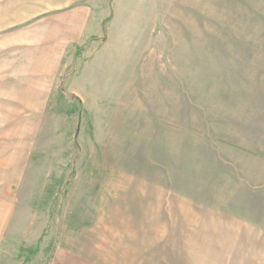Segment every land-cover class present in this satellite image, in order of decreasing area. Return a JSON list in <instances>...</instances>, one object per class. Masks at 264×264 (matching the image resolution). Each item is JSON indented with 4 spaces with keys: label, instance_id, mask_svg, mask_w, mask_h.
Here are the masks:
<instances>
[{
    "label": "rangeland",
    "instance_id": "obj_1",
    "mask_svg": "<svg viewBox=\"0 0 264 264\" xmlns=\"http://www.w3.org/2000/svg\"><path fill=\"white\" fill-rule=\"evenodd\" d=\"M78 9L87 14L86 34L67 17ZM147 43L186 45L177 69L187 83L177 84V90L183 85L192 90L186 100L190 130L175 133V146L169 148L176 158L169 164L176 173L175 204L162 205L164 219L143 228L144 235L135 219H125L128 244H121L123 258L115 260L109 249L114 236L105 225L110 218L119 220L118 212L96 209L98 187L86 184L89 175L101 180L109 167L98 161L103 148L95 146L94 129L103 123L97 109L110 103L114 108L115 99L96 101L91 112L87 100L66 96L71 77L65 81L63 73L82 50L74 59L76 70L87 72L89 65L96 77L104 58L99 85L123 90L128 82L121 68L127 63L122 65L120 49L130 45L135 57ZM6 94L13 99L8 110L1 109ZM227 152L264 158V0H0V201L27 179L30 193L21 197L31 203L0 211V264H47L57 229L64 243L76 240L80 254L94 251L99 257L63 254L54 264H238L241 251L233 259L230 232L216 236L215 224L228 225L247 211L231 194L198 185L215 165L214 156ZM121 166L132 164H112L111 170ZM222 169L231 173L230 164ZM73 175L79 185L71 188ZM184 177L191 181L186 195L178 186ZM216 198L224 209H206L217 206ZM27 229L38 241L31 248Z\"/></svg>",
    "mask_w": 264,
    "mask_h": 264
},
{
    "label": "crops",
    "instance_id": "obj_2",
    "mask_svg": "<svg viewBox=\"0 0 264 264\" xmlns=\"http://www.w3.org/2000/svg\"><path fill=\"white\" fill-rule=\"evenodd\" d=\"M76 11L79 13L78 19L75 16ZM67 17H71L73 26L79 27L80 35L86 34L87 14H85V9L73 10L67 14ZM89 38L85 40L86 44ZM103 43L101 41V44ZM185 46L184 44L147 43L140 48L135 57L134 49L130 45L121 48L120 51L125 53L122 55L123 58L120 56L122 65L125 60L127 63L121 69H123V74L127 75L125 80L128 82L124 85L123 90H119L117 87L108 90L107 87L99 85L102 78L100 73H103L106 68L104 58L98 61L103 68L96 77L89 65L87 72L83 70V67H80V64L77 65V68L80 67L79 70H76L79 59L75 62V54L71 58L70 66L63 73V76H66L65 81L71 77L66 96L77 95L87 100L84 102L89 111L92 112L96 101L99 104L101 100L115 99L114 108L110 103V107L107 109L102 111L97 109V113L103 116V120L101 119L103 123L94 129L95 146L103 148L98 161H104L109 167L103 173V177L99 178L101 180L94 181V177L91 175L86 177L88 188L98 187L95 208L118 212L116 218L119 220L110 218L111 220H107L105 225L109 234L114 236L113 243L111 242L109 248L113 252L111 259L122 260L123 255L120 249L125 248H121V244H128V240H126L128 224L125 219H135L134 224L139 228V235H144L143 228L158 226V221L164 219L160 216V212L164 210L162 205L170 202L175 204L176 202V173L174 168L169 165L170 163L175 164L176 158L174 152L169 148L173 149L175 146V133L182 131L185 134L190 130L191 120V108L190 104L186 105V100L192 98V90L186 89L185 85H183V89L177 90V84L187 83L186 76L177 69V64L183 61ZM73 62H75V68L69 76ZM98 63L95 62V64ZM6 82L8 83L9 80ZM176 100H182L180 107L176 106ZM12 103L13 99L9 94L3 95L1 109L8 110ZM107 111L109 117L106 115ZM117 117L119 118L118 122ZM210 157V162L213 163V156ZM117 163H130L132 166H126V168L121 166L117 170H111L112 164ZM214 164L210 167L209 174L204 178L201 175L199 187L209 189L214 186L216 190L220 189L215 192L217 195L231 194L234 203H240L242 211H247L245 217H234L228 225H225L223 221L217 222L219 224H215L216 236H223L224 233L229 234L230 232L231 241L234 244L233 259H236V252L241 251L238 264H264V204H261L264 202V158H257L252 153L240 155L227 152L226 155L216 154ZM224 164L231 165L230 174L224 173L225 169H222ZM152 166L153 169H151ZM74 175V185L72 184L71 188L79 185L78 176L74 177ZM26 181L27 179L23 181V187L17 192L15 188L8 189V199L0 201V211H4L5 208L10 211L16 206L26 208V205L31 204L27 198L21 197V195L27 197V194L30 193L25 184ZM86 184L84 183V185ZM178 186L184 189L183 195L189 194L187 189H191V181L184 177L183 182ZM63 187L64 184L61 190ZM13 193L20 197H15L12 195ZM205 193L213 192L206 191ZM218 200L219 198H216L212 203L217 205L220 203ZM205 208L215 212L224 209L221 204ZM253 211L259 213L255 214ZM11 217L12 214L8 213V218L11 219ZM2 225L3 222L0 221V228L3 227ZM96 229H92L91 233L95 234ZM31 231L27 229V236H29L27 247L29 248L38 242L31 239ZM35 233L39 238L41 231ZM55 240L56 249L52 254L50 264H54L58 259L61 260L63 254H67L65 257L70 259L97 260L99 257L94 251L80 254L76 240H70L69 244L64 243V240H61V229L56 230ZM217 241H222V239L219 238ZM140 242L143 241L140 240ZM64 247H68V249H64Z\"/></svg>",
    "mask_w": 264,
    "mask_h": 264
},
{
    "label": "trees",
    "instance_id": "obj_3",
    "mask_svg": "<svg viewBox=\"0 0 264 264\" xmlns=\"http://www.w3.org/2000/svg\"><path fill=\"white\" fill-rule=\"evenodd\" d=\"M81 51H82V50H79V51L75 54L74 59H77L78 57H80V52H81ZM73 67H74V63H73ZM72 70H73V69H72ZM51 259H52V255L49 257L47 264H50Z\"/></svg>",
    "mask_w": 264,
    "mask_h": 264
}]
</instances>
